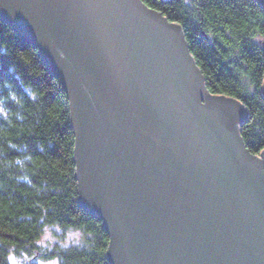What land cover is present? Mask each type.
<instances>
[{
  "label": "water",
  "instance_id": "water-1",
  "mask_svg": "<svg viewBox=\"0 0 264 264\" xmlns=\"http://www.w3.org/2000/svg\"><path fill=\"white\" fill-rule=\"evenodd\" d=\"M0 17L69 93L79 201L112 264H264V148L178 22L143 0H0Z\"/></svg>",
  "mask_w": 264,
  "mask_h": 264
},
{
  "label": "trees",
  "instance_id": "trees-1",
  "mask_svg": "<svg viewBox=\"0 0 264 264\" xmlns=\"http://www.w3.org/2000/svg\"><path fill=\"white\" fill-rule=\"evenodd\" d=\"M178 22L208 90L238 98L246 147L264 148V6L259 0H143ZM81 236L41 243L48 227ZM65 241V242H64ZM110 235L79 201L70 97L39 49L0 17V264L26 254L112 264Z\"/></svg>",
  "mask_w": 264,
  "mask_h": 264
},
{
  "label": "rangeland",
  "instance_id": "rangeland-1",
  "mask_svg": "<svg viewBox=\"0 0 264 264\" xmlns=\"http://www.w3.org/2000/svg\"><path fill=\"white\" fill-rule=\"evenodd\" d=\"M61 236H65V238L69 240L70 238H78L79 236H81V234L78 231H72V230L64 231L56 226L48 227L46 228L41 238V243L49 247L53 242L56 241L61 242L62 241ZM10 260H11V264H58V260L56 258L40 259L37 257L27 256L26 254H22L18 256L12 253L10 256Z\"/></svg>",
  "mask_w": 264,
  "mask_h": 264
},
{
  "label": "bare ground",
  "instance_id": "bare-ground-1",
  "mask_svg": "<svg viewBox=\"0 0 264 264\" xmlns=\"http://www.w3.org/2000/svg\"><path fill=\"white\" fill-rule=\"evenodd\" d=\"M15 30V29H14ZM16 31V30H15ZM16 33L21 37V35L16 31ZM183 34H184V32H183ZM22 38V37H21ZM184 38H185V35H184ZM23 39V38H22ZM27 41V40H26ZM29 42V41H28ZM31 43V42H30ZM191 53V52H190ZM193 56V55H192ZM241 124V122H239V125ZM239 133H240V131H239ZM245 144V143H244ZM245 147H246V145H245ZM249 150V149H248ZM262 150V149H261ZM250 151V150H249ZM251 152V151H250ZM255 154V153H254Z\"/></svg>",
  "mask_w": 264,
  "mask_h": 264
}]
</instances>
